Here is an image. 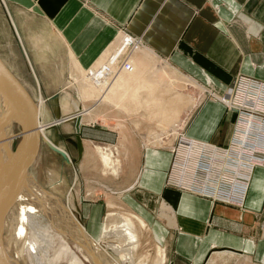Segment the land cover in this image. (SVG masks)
Here are the masks:
<instances>
[{
	"label": "crops",
	"instance_id": "obj_1",
	"mask_svg": "<svg viewBox=\"0 0 264 264\" xmlns=\"http://www.w3.org/2000/svg\"><path fill=\"white\" fill-rule=\"evenodd\" d=\"M1 1L6 12L1 15L0 11V17L5 18L22 66L32 71L37 85L45 78V85L52 87L51 71L60 82L71 64L80 73L90 69L121 34L131 36L141 54L165 61L199 86L183 72L219 90H226L238 76L264 83V0ZM3 46L6 52L11 44ZM10 57L17 62L13 52ZM155 72L158 76V69ZM241 116L240 109L207 99L186 123L184 133L226 146ZM93 127L83 124L76 134ZM92 134L83 136L96 138L97 132ZM170 151L169 147L139 148L138 165H133L132 175L121 178L129 182L119 192L132 199L129 193L137 186L142 196L146 192L159 195L157 215L178 231L175 246L180 258L169 264H226L227 260L228 264H264V167L253 169L238 206L166 187ZM133 206L151 225L155 223L135 199Z\"/></svg>",
	"mask_w": 264,
	"mask_h": 264
},
{
	"label": "rangeland",
	"instance_id": "obj_2",
	"mask_svg": "<svg viewBox=\"0 0 264 264\" xmlns=\"http://www.w3.org/2000/svg\"><path fill=\"white\" fill-rule=\"evenodd\" d=\"M0 11L1 15L6 12L5 6L1 0ZM5 22V18L0 17V58L8 68L10 67L17 70L15 71L16 74L15 72H13V74L16 77L18 75L22 83L24 82L26 84L25 88L35 102V106L38 103V107H40L43 113L41 124L46 125V127L38 131L41 142L39 147H35L36 143H34L33 146L26 151V164L24 160H22L31 178L35 181L34 187H38L46 193L51 190V187H54L58 192L60 191L59 194L53 190L48 193H53L52 195L55 194L58 200L62 199L65 204L69 205V209L72 210L71 213L76 217L79 222L78 224L83 227L86 234L92 235L93 241L97 243L101 251H106V254H108V252L111 253L108 255L112 257L117 264H169L170 261L174 259L179 260L180 256L175 246L178 231L168 227L157 215L159 208L157 197L159 195L146 192L143 197L138 191L137 186H135L129 193L132 199L123 198L122 194L119 192L128 186L129 179L126 180L121 178H124L127 174H133V165H138L139 148L143 147V145L153 150L161 147H169L170 150L176 148L180 143V133L186 134L184 133L186 123L204 100L210 99L215 101L212 98L213 95L222 96L227 89H231L233 91V98H235L236 101H241L240 99L244 98L246 94L245 89L242 88L243 83L241 81V79L245 77L238 76L226 90H219L213 87L209 82L203 83V81L196 80L188 73L183 72L197 81L201 85L199 86L193 81L180 76L175 70L168 66L165 61L161 59L154 60L148 55L141 54L142 51L139 45L128 44L125 48V52L122 53L118 59L116 70L120 72L124 66L123 63L126 65H131L133 62H135L134 65L140 64L141 67L139 65V68L135 70L136 72H131L135 80L133 79L131 81L130 79V87L134 89L135 83L137 82V84H139L143 78H147V80H149L148 78L151 80L153 79L156 84L154 91L152 93H147L144 90L141 99L151 101L157 100L159 101V105L152 104L150 107L142 105L133 110L132 104L126 105L129 103L127 99L125 101L116 102L109 98L97 102V99L92 97L84 98V96H82L81 92L89 88V86L85 85L87 77L84 74H80L78 71H73L72 64L66 67L60 82L57 81L55 73L51 71L52 87L45 85V82H47L45 78L43 79L44 82L39 79L40 85H37L32 71H25L24 66H22L16 45L10 40V34ZM122 36L125 35H118L114 42H112L104 52L109 53L117 50V48L121 46ZM5 42L11 44L6 52L3 46ZM12 52L17 62L10 57ZM108 58L109 54L103 55L101 62H105ZM162 59L167 60L166 58ZM93 66L94 65H92V67ZM156 68L159 69L158 71H161L158 72L161 78L156 79L157 74L154 71L157 70ZM149 70H152V73ZM37 74L43 75L39 71H37ZM139 75L141 77H139ZM84 78L85 80H83ZM58 82L60 85H58ZM88 85H92L90 80ZM3 86L5 87L4 89H2ZM3 86L0 85V108L3 110L4 115L7 117L9 116V127L11 132L15 134L10 144V150L15 151L22 140L18 112L19 105L16 94L10 90L6 84ZM86 109L89 111H84ZM73 117H78L76 119H78L79 131L83 124L93 125V130L87 133L82 132L80 135L76 134L77 132L74 127L76 119ZM71 118L72 120H70ZM100 130H102V133ZM94 131L97 132L96 135L98 137H85L90 134L93 135L92 133ZM83 133L85 136H83ZM77 135L80 136L82 143H84L80 159ZM186 136L196 139L188 135ZM217 146L228 148V145ZM53 147L63 152L65 156L63 157L61 153L53 150ZM101 150L110 155L113 162L112 167L116 168L115 173L111 168L103 164L100 155ZM170 152H172V150ZM134 153L135 159L133 158ZM172 153L175 157L178 155L177 150ZM171 161L172 157L170 159V164ZM173 161V163H176L175 158ZM53 164H55V167L52 166ZM48 167L52 173H55L57 168L61 177L63 176L62 179L65 180V183L64 186H61V190L56 188L60 187V185H53L51 182L45 181L46 175L44 174H46V168ZM168 181L165 177V186L176 189L174 186L175 184L172 185ZM40 186L42 188H40ZM39 189L36 188L37 191H39ZM133 198L152 215L155 223L151 225L147 216L145 217L144 214L139 213V210V212H136L137 208L133 206ZM125 216L133 221L135 233L137 235V242L133 244L137 246L133 249V244L129 243L127 247H132L129 249L130 254L128 253L127 259L123 260V252H117V254L109 247L106 248L104 246L105 241L108 240H105L103 227L112 228L117 226V224L120 225L121 220ZM139 220H142L143 225H141ZM43 221L46 224H50L47 219H43ZM111 222L113 223L111 224ZM155 225L160 226L161 230L159 231ZM61 227L63 228V226ZM164 227L167 230H162ZM73 232L76 234L74 230ZM57 233L59 234V231H56V234ZM51 234H55V232L52 230ZM61 236L63 237V235ZM110 240L112 239H109V241ZM7 241L5 244L9 243V241ZM59 241L60 238L55 236L53 246L50 247L49 254L46 258V264H74L70 260V254L76 255L83 264H93L90 262L91 260L88 256L86 257L84 250L79 248L80 245H78V242L75 243L76 241L74 242V240L69 238L67 243L71 253L67 251L62 258L57 261L52 260L55 251L59 247ZM95 249L97 252H100L97 247ZM100 253L102 254V252ZM7 256L12 262L14 261L9 254ZM160 259H162L161 262ZM102 260L105 264H108L104 256H102ZM228 263L229 261L227 260L226 264Z\"/></svg>",
	"mask_w": 264,
	"mask_h": 264
},
{
	"label": "bare ground",
	"instance_id": "obj_3",
	"mask_svg": "<svg viewBox=\"0 0 264 264\" xmlns=\"http://www.w3.org/2000/svg\"><path fill=\"white\" fill-rule=\"evenodd\" d=\"M121 42V46L118 47L117 50L109 53L105 52L106 54H109V58L105 62H101L102 57H100L93 67L84 71L81 70L82 72L80 74H84L87 77V80H85V78L83 79L86 82L85 85L89 86V88L81 92L82 96H84V98L92 97L97 99V102H101V100H107L109 98L115 100L116 102H121L123 100L125 101L127 99V102L129 103L126 105L132 104L133 110L141 107L142 105L150 107L152 104H157L158 106L159 101L157 100L151 101L141 99L144 90L147 93H152L154 91L156 84L154 83L153 79L151 80L148 78L149 80H147V78H143L139 84H137V82L135 83L134 89L130 87V79L131 81L133 79L135 80L131 72L137 70L140 64L134 65L135 62L132 63L131 61V65H126L123 63L124 66L120 72L116 70L118 59L120 55L125 52V48L128 46V44H135L134 39L127 34L122 36ZM0 61L18 80L13 72L3 63L1 58ZM75 65H77V63ZM139 77L141 76L139 75ZM157 78L159 77L157 76L156 79ZM88 79L92 85H88ZM18 82L22 85L19 80ZM5 84L8 86L7 77L0 70V85L3 86ZM4 88L5 87L3 86L2 89ZM23 88L27 93V97L26 95L25 97H23V95L19 96L20 93L15 92L16 99H19L18 102L23 103L25 107H27V109L32 112L33 117H29L33 119L35 123V129L39 131L43 127H46L45 124H41V117L43 113L41 112L40 107H38V103L35 106V102L28 94L26 88L24 86ZM233 97V91L231 89H227L224 95H213L212 98L213 100L222 103L226 108L238 111L240 108L244 107V104L236 103ZM84 111L88 112L89 110L86 109ZM18 112L22 140L19 143L17 149L15 151H11L10 144L15 134L11 132L9 127V116L7 117L4 115L3 110L0 108V264H46V258L49 254L48 252L50 247L53 246L55 236L60 238V244L52 257V260L54 261H57L58 259L65 256L67 251L70 252V248L67 243L69 238L74 240V242L76 241L75 243L78 242V245H80L79 248L84 250L86 257L88 256V258L91 260L90 262L93 264H105L102 260V256L107 259L108 264H117V262L108 255L111 253L108 252V254H106V251H101V248L97 246L96 242L93 241L92 235L86 234L83 227L78 224L79 222L77 221L76 217H74L73 213H71L72 210L69 209V205L65 204L62 199L58 200V197L55 194L54 196L52 195L53 193H48L52 192L51 190H53L59 194L60 191L58 192L54 187H51V190L46 193L38 187H34L35 181L33 178H31L30 173L25 168V158L26 151L29 150V148H31L35 143V134L32 130L22 129V127H27V124L30 123V118L28 119L26 116L28 119V122H26V118L22 117L19 110ZM241 117L245 116L242 114ZM73 118L76 119L78 117ZM245 118L246 120L243 122L244 128L241 130V133H237L238 135H236V133L233 134L230 141V146L233 145L235 148L239 146V150L244 148L245 145L243 144V141H245L247 138L248 128L253 124V119L250 118L249 115ZM70 120H72V118ZM76 121H78V119H76ZM234 138L240 139L239 143H236ZM176 148L179 150V154H181L180 156L184 161L182 162V165H177L174 167V169H176L178 172L179 179H186L189 176L193 177L191 180H189L191 184H189L190 182L188 181L180 182L178 186L183 187H177L176 190L190 193L199 197L209 198L208 195L200 193V191L197 192V189H194L195 185L201 187V189L204 190L205 185L207 184L206 182L208 180L211 182L214 179H216L217 187H219L221 179L223 182L229 184L230 179H239V175L241 174L240 168L245 169V167L251 170L248 173V177L246 179H251L253 169L256 166L264 167L263 165L253 166L252 162H249L248 164H242L240 159H235L236 162H231L229 161L231 159L230 151L221 152L217 148L216 144L188 138L186 134L180 133V143ZM176 148L173 149L176 150ZM53 150L61 153L63 157L65 156L64 153L59 151L57 148L53 147ZM81 151L82 141L78 145L79 155L81 154ZM252 152L254 154V150H252ZM100 155L103 164L108 168H111L115 173L116 168L112 167L113 162L110 155L106 152H102V150ZM203 155H205L207 159L202 158ZM171 157L173 159L172 152ZM22 160H24L25 164L22 162ZM191 162L192 165H195L196 167L195 169L193 168L192 174L190 175L188 173H183L189 167ZM202 165H205L206 168ZM243 165H245V167H243ZM52 166L55 167V164ZM46 170L47 172L44 174L46 175L45 181L51 182L53 185H60V187L56 188L61 190V186H64L65 180L62 179L63 176L61 177L58 169L56 168L55 173L50 172L49 167L46 168ZM201 172L202 175H197ZM24 175L26 179L24 178ZM175 179H178V176ZM36 188L39 189V191H37ZM40 188L42 187L40 186ZM224 203L229 204V201ZM43 219L49 220L50 224L44 223ZM139 222L141 225H143L142 220H139ZM112 223L113 222H111V224ZM61 226H63V228ZM103 228V232L105 233L104 236L106 238L105 240H108L105 241L104 246L106 248L109 247L116 253L123 252L124 254H122V259H127V255L130 252L129 249L132 248L127 246L129 243L133 244L137 242V235L135 233L133 221L125 216L121 220L120 225L117 224V226L112 228ZM52 230L55 232V234H51ZM73 230L76 234H74ZM56 231H59V234L57 233L58 235L56 234ZM61 235H63V237ZM109 239L112 240L109 241ZM7 240L9 243L5 244ZM136 246L137 245L133 244V249H135ZM96 247L100 250V252H102V254L105 255L97 252L95 249ZM8 254L12 257V260H14L13 262L8 258ZM70 255V260L72 263L83 264L79 258L76 257V255ZM161 261L162 259H160V262Z\"/></svg>",
	"mask_w": 264,
	"mask_h": 264
},
{
	"label": "built area",
	"instance_id": "obj_4",
	"mask_svg": "<svg viewBox=\"0 0 264 264\" xmlns=\"http://www.w3.org/2000/svg\"><path fill=\"white\" fill-rule=\"evenodd\" d=\"M243 86L242 88L245 89L246 94L245 97L240 99L241 101H236V103H243L244 107L240 108L242 114L247 117L248 115L250 118L253 119V124L248 128L247 132V138L245 141H243V144L245 145L242 150H239L238 147H234L233 145H228V148H222L217 146V148L223 152H229L231 159L229 161L236 162L235 159H240L242 161V164H248L249 162H252V165H263L264 166V118L261 115H264V83L263 82H257L254 80H250L247 78L241 79ZM257 114V116H256ZM241 117L238 128L236 131V135L241 133V130L244 128L243 122H245L246 118ZM238 133V134H237ZM234 141L236 143H239L240 139L234 138ZM241 143V142H240ZM179 146V145H178ZM176 146V147H178ZM175 157L173 155L172 162L170 164V168L167 174V181L169 179L170 184H175L174 186L177 187H183L178 186L180 182H185L191 180L193 177H187L186 179H179V175L176 169H174L177 165H182L183 159L181 158V154H179ZM254 150V154L252 152ZM175 149L172 150L174 152ZM181 153V152H180ZM175 158L176 163H173ZM204 159H207L205 155H203ZM234 159V160H233ZM194 161V160H193ZM206 168L205 165H202ZM245 167V165H243ZM193 168L195 169V165H192V162L189 164V167L184 171L183 173L192 174ZM201 170V169H200ZM251 170L245 167V169L240 168L241 174L239 175V179H230L229 184L226 182H223V180H220L219 187L216 186V179L212 180L211 182L208 180L205 185L204 190L201 189V187H198L195 185L194 189H197V192L200 191V193L206 194L211 198H214L218 201L226 202L229 201V204H235V205H242L243 200L245 198V194L247 191V186L249 183V179H246L248 176V173ZM244 173V174H242ZM202 175V172L197 175ZM178 179H175L177 178ZM244 178V179H240ZM179 182V183H178ZM191 184V182L189 183ZM191 186V185H190ZM192 187V186H191ZM226 200V201H225Z\"/></svg>",
	"mask_w": 264,
	"mask_h": 264
},
{
	"label": "water",
	"instance_id": "obj_5",
	"mask_svg": "<svg viewBox=\"0 0 264 264\" xmlns=\"http://www.w3.org/2000/svg\"><path fill=\"white\" fill-rule=\"evenodd\" d=\"M0 70L3 72V74L7 77V83H8V88L10 89V90H12L14 93L16 92H18V93H20L19 94V96L20 95H23V97H25V95H26V97H27V93H26V91L24 90V88H23V86L18 82V80L10 73V71L1 63V61H0ZM19 99H17V101H18ZM23 102V101H22ZM19 103V102H18ZM19 111L21 112V115H22V117L24 118H26V122H28V119L30 118V117H33V115H32V112L31 111H29L28 109H27V107H25V105L23 104V103H19ZM28 117V119H27V117ZM30 116V117H29ZM22 129L24 130V129H29V130H32L33 132H34V134H35V147H39V145H40V137H39V133H38V131L35 129V123H34V121H33V119L32 118H30V123L29 124H27V127H22ZM75 129H76V132L78 133L79 132V125H78V121H76V124H75ZM77 141H78V145H79V143L81 142V138H80V136L79 135H77Z\"/></svg>",
	"mask_w": 264,
	"mask_h": 264
}]
</instances>
